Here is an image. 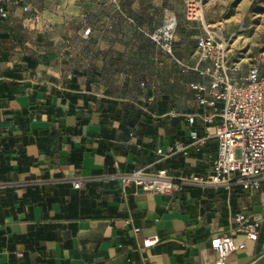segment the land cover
Wrapping results in <instances>:
<instances>
[{"label":"crops","instance_id":"1","mask_svg":"<svg viewBox=\"0 0 264 264\" xmlns=\"http://www.w3.org/2000/svg\"><path fill=\"white\" fill-rule=\"evenodd\" d=\"M157 6L139 2V23L146 14L161 13V25L175 17V53L194 64L195 45L190 56L176 49L181 13L168 0ZM8 9L0 21V264H215L210 242L217 234L246 245L227 264H264V223L259 239L249 241L235 222L239 213L264 219L258 193L232 185L150 194L117 179L139 169L208 176L203 154L157 152L174 133L171 112L194 106L178 111L168 87L134 88L130 75L116 70L126 57L78 54L67 39L74 12L65 0H22ZM87 30L86 48L112 46ZM177 68L187 85L201 80ZM55 91L76 95L74 114L48 120L42 113L46 100L68 110ZM109 101L120 116L107 111Z\"/></svg>","mask_w":264,"mask_h":264},{"label":"built area","instance_id":"2","mask_svg":"<svg viewBox=\"0 0 264 264\" xmlns=\"http://www.w3.org/2000/svg\"><path fill=\"white\" fill-rule=\"evenodd\" d=\"M21 1L0 0V21L9 18V5ZM203 14L202 0L186 1L187 21H203ZM176 26L175 17H171L153 32L141 30L177 66L201 78L187 85L192 93L194 111L171 112L172 116L183 118L186 139L159 148L157 152L165 158H187L193 152L203 154L209 174L171 176L139 169L122 173L117 179L123 187L133 185L147 193L161 195H172L188 187L239 185L243 191L258 193L264 199V70L260 61L254 60L242 75L240 63L228 60L225 41L203 26L204 34L197 39V61L186 63L174 54ZM88 33L86 30L85 34ZM213 142L215 152L210 150ZM74 187L79 188L80 182L76 181ZM235 222L246 240L259 239L264 219L255 220L239 213ZM139 231V228L135 229V232ZM245 246L244 242L237 243L230 234L214 235L210 242L216 254L215 264H227L228 256Z\"/></svg>","mask_w":264,"mask_h":264},{"label":"rangeland","instance_id":"3","mask_svg":"<svg viewBox=\"0 0 264 264\" xmlns=\"http://www.w3.org/2000/svg\"><path fill=\"white\" fill-rule=\"evenodd\" d=\"M141 1L65 0V8L74 12L67 20V39H72L75 51L81 56H108L111 60L126 57L127 60L119 63L116 70L128 73L129 82L134 88L157 90L168 87L175 108L184 111L193 107V100L188 94L182 71L149 37L139 31V27L145 28L146 32L158 29L164 17L161 13L152 16L146 14L140 17L142 22L139 23ZM163 1L154 0V3L160 6ZM168 1L182 16L178 22L183 26L177 40L179 53L186 56L193 54L197 38L204 34V26L225 41L228 60L240 63L242 75L254 60L260 61L264 70V0H202L203 21L192 24L183 17L187 0ZM89 28L92 32L94 29L99 32L97 39L109 41L112 46L107 50L96 48L95 52L92 48H86L81 42L91 39V33L85 35ZM142 82L145 86H141Z\"/></svg>","mask_w":264,"mask_h":264},{"label":"trees","instance_id":"4","mask_svg":"<svg viewBox=\"0 0 264 264\" xmlns=\"http://www.w3.org/2000/svg\"><path fill=\"white\" fill-rule=\"evenodd\" d=\"M162 26V25H161ZM160 26V27H161ZM159 27V28H160ZM177 27V26H176ZM144 31V30H143ZM155 31V30H154ZM142 32V31H141ZM153 32V31H152ZM176 32V31H175ZM143 33V32H142ZM203 35V34H202ZM201 35V36H202ZM200 37V36H199ZM198 37V38H199ZM197 38V39H198ZM195 47H197V41L195 42ZM174 48V46H173ZM174 54L176 55L175 53V49H174ZM177 56V55H176ZM178 57V56H177ZM179 58V57H178ZM180 59V58H179ZM182 60V59H181ZM55 95L59 96L61 98V102L63 104L67 103L68 104V110L67 111H63L62 108L60 107H56L54 105H51L49 103V100H46V105L42 111L43 114H45L48 118V120L51 119V117L53 116L54 118H60V117H64V116H68V115H72L74 114V105L76 104L77 102V97L76 95H70L68 93H64V94H61L60 92L58 91H55ZM69 100V102H66V99ZM167 99V98H166ZM117 102L115 101H109V105L110 107L107 109L108 112H111L114 114V116H120L121 115V110H119L117 108ZM127 107H130V105H128ZM149 118V117H148ZM172 126L174 128V133L173 134H170L167 136V139H168V143L171 144L175 141H178V140H185L186 139V127H185V124L181 121L180 118H175L174 121L172 122ZM25 143H27V141H24ZM182 157V156H181ZM108 159V156L106 157ZM113 172V171H112ZM95 218H99L101 217V215H94Z\"/></svg>","mask_w":264,"mask_h":264}]
</instances>
